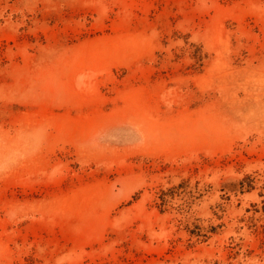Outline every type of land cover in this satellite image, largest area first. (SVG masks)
<instances>
[{
	"label": "rangeland",
	"instance_id": "obj_1",
	"mask_svg": "<svg viewBox=\"0 0 264 264\" xmlns=\"http://www.w3.org/2000/svg\"><path fill=\"white\" fill-rule=\"evenodd\" d=\"M0 264H264V0H0Z\"/></svg>",
	"mask_w": 264,
	"mask_h": 264
}]
</instances>
